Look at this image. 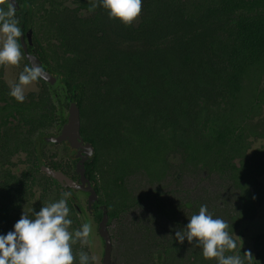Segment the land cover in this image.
<instances>
[{
	"label": "trees",
	"instance_id": "16d2710c",
	"mask_svg": "<svg viewBox=\"0 0 264 264\" xmlns=\"http://www.w3.org/2000/svg\"><path fill=\"white\" fill-rule=\"evenodd\" d=\"M72 1L76 8L43 14L53 0H19L23 9L16 15L26 18L33 9L40 29L58 41L61 54L49 45L48 56L78 101L82 137L97 153L87 174H97L111 218L137 202L135 179L160 194L175 167L172 156L181 161L179 172L216 175L232 184L238 193L228 213L232 224L250 214L264 198L263 152L249 154L252 140L264 139V0H142L132 26L110 19L103 7L90 12L89 0ZM81 11L87 15L80 17ZM2 75L0 70V235H6L24 212L33 218L53 195L55 183L35 182L38 145L32 138L65 121L48 91L27 107L13 105ZM15 110L21 119L11 126ZM21 151L31 164L22 179L8 166ZM37 187L43 191L39 199ZM63 193L53 196L55 202ZM201 205L197 200L194 214ZM68 206L74 231L79 220L69 198ZM206 206L222 219L223 210ZM73 252L79 264L77 244ZM191 252L192 264H217L194 245ZM178 253V246L166 251L169 257ZM253 264H264V246Z\"/></svg>",
	"mask_w": 264,
	"mask_h": 264
},
{
	"label": "flooded vegetation",
	"instance_id": "af4514ba",
	"mask_svg": "<svg viewBox=\"0 0 264 264\" xmlns=\"http://www.w3.org/2000/svg\"><path fill=\"white\" fill-rule=\"evenodd\" d=\"M16 2L19 4L20 8L17 10L18 12L23 9V5L20 4L19 0H16ZM76 8V4L72 0H53V3L47 2L44 4V8H42L41 12L44 14L45 10H54L57 11H64L65 8ZM34 10L30 11L29 15L26 16V18H20L16 15V18L20 21L19 26L22 29L23 35L20 39L21 43V50L24 54V65L21 67L19 71L16 73V82H18V77L20 72L23 70V68L27 66H32L28 56L32 55L35 56L42 64L45 71H48L53 76H60L61 78V86H59L57 89L53 90L52 87L43 79L39 80V89L34 92L28 93L26 96V99L23 103L17 102L13 97L10 96L8 100L13 103V105L16 104H22L27 107L28 104H30L32 101H40V96L42 93H45V91H48L49 94L52 97V100L54 104L56 105V110L58 111V105L60 104V100L62 101L63 105L61 108L63 110L68 111V115L66 116L64 113L61 114L58 112L57 117L61 118L65 122L67 121L69 117V107L71 103H77L78 101L74 98H71V94L69 92V88L65 83L64 78L62 75L54 70L53 67L57 66L54 62V60L50 59L48 55H53L51 49L49 48V45L52 46L56 53L61 54L60 50L57 49L58 41L56 39L49 38L48 34H45V29H40L38 26L39 17L38 16H32V13ZM87 13L85 11H81L79 13L80 17L86 16ZM32 32L31 39L27 37L28 32ZM0 70L2 72V79L4 81L5 86L9 89L10 87L7 84L5 80V68L0 67ZM65 85L66 88L63 86ZM79 94H81L80 91H78ZM81 111V109H80ZM23 113V118L27 113ZM45 113V112H44ZM15 119L13 117L9 118V124L11 126L19 125L18 119H21V116L18 114L17 110H15ZM61 125V124H60ZM64 125V124H63ZM62 125V126H63ZM60 128L56 129H50L44 131L42 134L35 135L32 140L37 142L38 145V167L39 171L37 173L35 182L36 183H55L56 188H61L62 192H79L83 194L84 201L79 203V199H76L74 196H70L69 199L71 202L75 205V209L77 211L78 216V226L77 229L81 227L83 224V219L85 222L90 221V219L97 224V232L98 236L101 238L99 230H100V222L102 221V218L105 214L108 216V223H107V229L112 239V264H113V253H114V242H115V235L113 232L110 231L111 223H113L116 220H120L125 214L130 213L134 208H150V211H152V215H144L143 217L133 220L131 227L134 230H131L133 234L136 232L139 234L140 238V247L139 251L137 250L135 253L139 254V258L132 260L130 258L128 261L130 264H171L170 261H172L174 264H192L193 258L191 256V248L195 244H189L188 241L185 239L183 244H180L175 239V233L178 230H183L187 224L189 223L190 217L194 214V205L197 200H194L189 195L188 191L182 188L180 181L183 179L185 174L187 175H194V172L191 171H184L179 172L177 166L181 163L179 160L178 162H174L173 156L170 158L171 163L175 166L173 170L170 171V173L166 176L164 182H162L160 187V194L156 195L153 190L154 187H150V190L147 192H143L142 190L139 191V193H134L135 197H137V202L129 209L124 211L122 214H120L117 218H114L110 216L109 209L107 205L104 203V201H101L100 195L97 191V174L94 175L93 178L87 174L86 169V175L90 179L92 186L95 188V190L98 193L99 200L95 202L92 207L89 206V196L87 193H85L82 190H76V189H67L63 187L61 184H59L55 179L52 177L46 175L41 171V166L46 164L48 167L52 168L55 171H60L64 173L65 176L71 178L74 180L76 184H81V176L77 172V164L80 161V158L78 157L79 151L77 149L71 148L69 143L67 142H61V143H48L46 141L47 137L50 136H59ZM23 130V128H22ZM52 130H59V133H53ZM86 141V140H85ZM88 142V141H87ZM66 146L69 148V157L68 160L65 159H59L58 155L56 153H47L46 152V146ZM24 155L23 162L21 164H24L26 168L18 175L15 173V168L18 166V164L14 161L16 158H19V156ZM97 153L95 152V156L93 159L96 158ZM29 156L27 152L21 151L18 153L13 154L11 157V162L9 166V169L12 171V173L17 178H23V176L27 173L29 168L31 167V164L29 163ZM55 165L56 168H54L52 165ZM87 164V163H86ZM257 179V178H256ZM171 180H173L171 184ZM223 180V179H222ZM258 180V179H257ZM260 180V179H259ZM26 182H32L33 178L31 176H27ZM224 181V180H223ZM231 187L233 188L232 184L228 182ZM233 190L236 193V199L238 196L237 191L233 188ZM42 193L40 194V197ZM236 199L233 200L232 203L229 201L228 204L226 202L223 203V205H219L218 208L222 211V219L225 220L229 224L228 231L230 234L233 235L234 239H237L235 234L237 232V229L240 227V224L246 220H249L250 218H253L257 212L258 202L255 201L254 203V209L251 210L250 214H247L246 217H239L238 221L234 224L231 223V221L228 219V213L233 211L236 205ZM78 200V201H77ZM200 201V200H198ZM201 202V201H200ZM206 205H216V202L212 200V202L206 203L203 202ZM226 204V206H225ZM76 229V230H77ZM102 239V238H101ZM103 240V239H102ZM259 240V241H258ZM103 258H102V264L103 259L105 256V241L103 240ZM238 244V250L240 251H247L242 248L241 244L239 243L237 239ZM174 246H178L180 248V253H178L176 256H167L166 251L167 248H171ZM264 246V240L257 239V242L255 243V253L253 255V261L254 263L256 256L258 255L260 249ZM77 250H78V261H79V253L83 250H81V245L77 243ZM169 261V262H168ZM90 264H95L94 262L90 261Z\"/></svg>",
	"mask_w": 264,
	"mask_h": 264
},
{
	"label": "clouds",
	"instance_id": "9594fccd",
	"mask_svg": "<svg viewBox=\"0 0 264 264\" xmlns=\"http://www.w3.org/2000/svg\"><path fill=\"white\" fill-rule=\"evenodd\" d=\"M89 11L103 7L110 19H117L125 26H132L142 13V0H89ZM16 0H0V67H19L24 54L20 39L23 35L16 18ZM41 66H25L18 82L10 84L9 95L17 102L26 99V89L45 78ZM71 192H64L56 202L42 206L30 218L23 213L15 223L14 230L0 235V264H76L73 246H92L93 228L85 222L77 230H71L73 221L69 218L68 198ZM229 224L214 218L206 205H201L198 214L190 217L183 230L175 233V239L202 249L205 260H215L217 264H252L251 251L243 257L238 253L237 239L228 231ZM237 238H240L236 236ZM227 253H235L228 255ZM95 256L84 251L79 253V264L94 262Z\"/></svg>",
	"mask_w": 264,
	"mask_h": 264
},
{
	"label": "rangeland",
	"instance_id": "374dc122",
	"mask_svg": "<svg viewBox=\"0 0 264 264\" xmlns=\"http://www.w3.org/2000/svg\"><path fill=\"white\" fill-rule=\"evenodd\" d=\"M139 21V19L137 20ZM136 21V22H137ZM24 65V60H21L19 67H12V68H5V80L8 85L16 83V73L21 69V67ZM39 89V84L35 83L33 85H30L26 91L25 95H27L30 92L37 91ZM60 104L58 105V111L61 114L68 115L67 110H63L61 106L63 105L62 101H59ZM62 104V105H61ZM263 122H264V111H263ZM258 120H256L257 122ZM53 133H59V130H52ZM260 149L263 152V159L262 163L264 165V139L259 140H252V147L249 154L251 155L255 150ZM46 152L47 153H56L58 155V158L68 160L69 157V148L66 146L60 145V146H46ZM24 155L19 156V158H16L14 161L18 164V166L15 168V173L20 174L26 166L24 164H21L24 159ZM174 162H178L180 159L179 157H174L172 159ZM261 182L264 183V177L260 178ZM173 180H171L172 184ZM180 184L182 188L188 191L189 195L194 200H200L201 202H212L214 200L216 202V205H223L224 202L228 204L227 201L230 203L233 202L234 199H236V193L231 187V185L227 181H223L220 177L216 175L209 176L207 174H198V175H187L183 177V179L180 181ZM133 188L135 189V193H139V191L147 192L150 190V187L145 184L144 182H140V179H135L133 181ZM36 197L37 199L40 198V194L42 193L41 188H36ZM53 195L49 196L47 203H45V206L49 203L55 202V198L57 197V194L62 193L61 188H52L50 190ZM71 195L74 196L76 199H79V203L84 201L83 194L79 192L72 191ZM54 196V197H53ZM54 200V201H53ZM78 201V200H77ZM83 203V202H82ZM225 204V206H226ZM221 205V206H222ZM152 215V211H150V208H134L130 213L125 214L120 220H116L113 223H111L110 231L114 233L115 235V242H114V253H113V264H130L128 261L130 258L132 260L138 259L139 254H136L135 252L140 247V238L138 233H134L133 236H131V230H134L131 225L133 220H137L144 215ZM83 223H85V220L83 219ZM93 228L92 232V246L91 247H81V250H83L85 253H87L90 257L95 256L96 260L94 261L95 264H102V258H103V240L98 236L97 232V224L93 222L91 219L89 221ZM235 236H238L240 238H237L239 243L241 244L242 248L251 251L252 255L255 253V243L257 242V239L264 240V198L261 204H258L257 212L253 218H250L249 220H246L240 224V227L237 229V232ZM259 241V240H258Z\"/></svg>",
	"mask_w": 264,
	"mask_h": 264
},
{
	"label": "water",
	"instance_id": "95a60500",
	"mask_svg": "<svg viewBox=\"0 0 264 264\" xmlns=\"http://www.w3.org/2000/svg\"><path fill=\"white\" fill-rule=\"evenodd\" d=\"M17 10H19L20 6L17 3ZM32 32L27 33V37L31 39ZM32 66L38 65L41 66L45 75V80L53 90L57 89L61 86V78L60 76H53L48 71H45L41 62L35 56H28ZM66 90L67 87L63 85ZM81 111L80 107L77 103H71L69 107V117L67 121L61 128L60 135L50 136L46 138L48 143H61L67 142L69 143L71 148L77 149L79 151L78 157L80 161L77 164V172L81 176V184H76L73 179L64 175V173L60 171H55L52 168L48 167L46 164L41 166V171L46 175L55 179L59 184L67 189H76L82 190L89 196V206L92 205L99 200V196L95 188L92 186L90 179L86 175V163L93 160L95 156L96 149L90 143L85 141L81 134ZM108 216L105 214L100 222V236L105 241V256L103 259V264H112V239L107 229Z\"/></svg>",
	"mask_w": 264,
	"mask_h": 264
}]
</instances>
